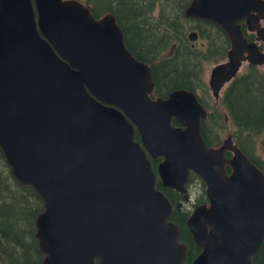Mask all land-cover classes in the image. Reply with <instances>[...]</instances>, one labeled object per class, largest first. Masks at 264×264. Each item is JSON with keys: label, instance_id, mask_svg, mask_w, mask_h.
<instances>
[{"label": "water", "instance_id": "water-1", "mask_svg": "<svg viewBox=\"0 0 264 264\" xmlns=\"http://www.w3.org/2000/svg\"><path fill=\"white\" fill-rule=\"evenodd\" d=\"M185 17L230 41L208 78L216 101L243 63L264 65L242 31L264 42V0H192ZM154 90L112 14L95 18L77 0H0V149L14 180L43 203V264H183L187 247L155 184L187 202L190 173L208 201L186 222L200 249L191 264H253L264 242V174L230 136L206 146L195 93L152 99Z\"/></svg>", "mask_w": 264, "mask_h": 264}, {"label": "trees", "instance_id": "trees-1", "mask_svg": "<svg viewBox=\"0 0 264 264\" xmlns=\"http://www.w3.org/2000/svg\"><path fill=\"white\" fill-rule=\"evenodd\" d=\"M90 9L95 18L112 14L120 27L126 48L140 62L151 68L155 90L152 99H165L172 91L185 89L195 93L199 103L207 111L201 121V137L208 147L216 148L225 133V117L233 126L234 144L264 174V165L255 156V140L264 131V73L260 68L247 66L223 92L220 106L214 103L204 82L205 64L217 65L224 61L230 49L226 34L215 24L185 17V10L192 0H77ZM248 42L254 35L247 33ZM198 39L192 43L190 32ZM173 125H177L172 120ZM135 141L139 136L135 133ZM229 158L230 155H227ZM160 159L151 160L154 173ZM226 172L229 168L226 167ZM193 186L198 188L193 191ZM155 188L163 193L172 206L170 220L179 228V241L187 246L183 264H191L199 254L188 232L186 222L192 210L206 205L203 182L189 174L187 194L192 209L186 208L183 196L164 188L157 179ZM196 194V195H194ZM184 203L177 211L175 205ZM43 211V203L31 187L22 186L11 175L0 149V264H43L35 237V221ZM253 264H264V242L252 259ZM98 264V263H97Z\"/></svg>", "mask_w": 264, "mask_h": 264}, {"label": "rangeland", "instance_id": "rangeland-1", "mask_svg": "<svg viewBox=\"0 0 264 264\" xmlns=\"http://www.w3.org/2000/svg\"><path fill=\"white\" fill-rule=\"evenodd\" d=\"M262 26L264 27V21L262 22ZM247 66H248L247 64H244V65L242 66V68H241L239 74H241V73H245L246 70H247ZM213 67H214V65H212V64H205V65L203 66V70H204V75H203V77H204V82H205V84H206L207 86H208V78H209V74H210V71H211V69H212ZM261 71L264 72V68L261 69ZM226 88H227V86H225V88L221 91L220 98H219V100L216 102V101L213 100V98H212V96H211L210 89H209V87H208L210 97H211V99L214 101V103L217 104L218 107L220 106V99H221L222 94H223V92L225 91ZM231 132H233V126H232L230 123H228V124H226V127H225V133L222 134V140H224V139L226 138L227 134H228V133H231ZM263 132H264V131H263ZM263 132H262L259 136H257L256 138H254V140H255V146H256V148H255V156H257L258 159H259V160L263 163V165H264V161L262 160V159H263V154H262V152H263V148H264V133H263ZM197 190H198V188H197L196 186H193V191H197ZM194 195H196V194H194ZM192 203H193V198H192V200H190V202H189L188 204H186V208L192 209V208H193V207H192Z\"/></svg>", "mask_w": 264, "mask_h": 264}, {"label": "flooded vegetation", "instance_id": "flooded-vegetation-1", "mask_svg": "<svg viewBox=\"0 0 264 264\" xmlns=\"http://www.w3.org/2000/svg\"><path fill=\"white\" fill-rule=\"evenodd\" d=\"M263 21H264V19L261 21V26H262V22H263ZM244 27H245V26H244ZM262 27H263V26H262ZM242 31H243V30H242ZM245 31L247 32L246 28H245ZM247 33H248V32H247ZM250 34H253V33H250ZM253 35H254V40H253L252 42H255V43L258 45V47H259V51H260V52H264V42H261V41L259 42V41H257V39H256V35H255V34H253ZM244 37H245V36H244ZM244 64L250 65V64H248V63H243V65H244ZM243 65H242V66H243ZM252 66H253V65H252ZM254 67H255V66H254ZM241 68H242V67H241ZM258 68L263 69V68H264V65H262V66H258ZM263 73H264V72H263ZM238 74H239V73H238ZM238 74H237V75H238ZM231 82H232V81H231ZM231 82L228 83V84L226 85L227 88H228V86L231 84ZM208 87H209V86H208ZM224 88H225V87H224ZM224 88H223V89H224ZM209 89H210V88H209ZM223 89H222V90H223ZM222 90H221V91H222ZM225 90H226V89H225ZM220 94H221V93H220ZM218 100H219V99H218ZM218 100H217V101H218ZM214 101H216V100L214 99ZM217 101H216V102H217ZM224 121H225L224 124H225V126H226V124L229 123L227 117H225ZM263 133H264V132H263ZM229 136L231 137V135L228 133L227 136H226V138L229 137ZM226 138H225V139H226ZM231 139H232V138H231ZM223 141H224V140H223ZM223 141H222V142H223ZM233 143H234V142H233ZM221 144H222V143H221ZM234 145H235V144H234ZM220 146H221V145H220ZM218 147H219V146H218ZM218 147H216V148H218ZM238 148H239V147H238ZM262 154H263V159H262V160L264 161V148H263V152H262ZM227 155H230V157L228 158ZM225 156H226L228 159H231V158H232V154L229 153V152H226V153H225ZM245 156H246V155H245ZM246 157H247V156H246ZM247 158H248V157H247ZM249 161H250V160H249ZM250 162H251V161H250ZM157 164H158V163H157ZM227 167H228V166H227ZM228 168H229V167H228ZM155 171H156V168H155ZM260 171H261V170H260ZM230 172H231V169L229 168V172H227V174H230ZM261 172H262V171H261ZM188 202H189V201H188ZM186 203H187V202H186ZM192 241H193V240H192ZM193 243H194V242H193ZM186 247H187V246H186ZM187 252H188V249H187Z\"/></svg>", "mask_w": 264, "mask_h": 264}]
</instances>
